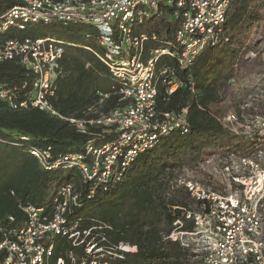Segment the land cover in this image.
I'll return each mask as SVG.
<instances>
[{
    "label": "trees",
    "instance_id": "1",
    "mask_svg": "<svg viewBox=\"0 0 264 264\" xmlns=\"http://www.w3.org/2000/svg\"><path fill=\"white\" fill-rule=\"evenodd\" d=\"M23 1L0 0V40L48 37L64 47L52 98L62 117L36 107L13 109L0 99V244L9 231L27 224L23 205L33 204L43 208L44 213H52L60 189L71 183L79 199L67 219L84 226H104L106 245H136L138 251L127 253L123 262L193 264L189 252L168 238L174 222L186 220L184 208L195 204L182 183L192 178L187 171L204 175L199 163L205 156L215 155L214 150L226 156L263 149L264 137L239 135L222 118L230 108L241 114L246 95H237L232 85L238 75H243L239 71L251 73L262 64L264 0H231L225 21L215 34L217 41L206 44L191 63H181L167 54L155 60L158 111L178 114L186 109L187 121L172 130H157L156 138L141 148L129 165L122 167L119 157L113 164V175L96 182L85 179L64 157L80 153L91 164L95 156L88 153L87 147L96 149L110 144L120 132L115 125L88 120H99L132 101L122 98V80L100 58L105 52L98 42L99 30L93 24L58 18L27 22L13 18V23L5 28L7 13ZM174 11L175 7L160 0L159 11L134 26L135 32L148 36L142 60L147 61L157 48L176 49L179 20ZM250 53L257 56L252 59ZM35 79L33 71L17 60L0 61V83L20 94L28 92ZM168 79L179 83L171 94ZM23 96L18 95L19 99ZM63 117L85 119L86 131H79ZM36 148L49 150L46 165L32 153ZM200 181L215 186L210 175ZM86 212L93 215L84 217ZM53 243L56 257L73 247L67 235L56 234ZM6 257V249L0 248V262Z\"/></svg>",
    "mask_w": 264,
    "mask_h": 264
},
{
    "label": "built area",
    "instance_id": "2",
    "mask_svg": "<svg viewBox=\"0 0 264 264\" xmlns=\"http://www.w3.org/2000/svg\"><path fill=\"white\" fill-rule=\"evenodd\" d=\"M162 1L175 7L174 16L179 20L176 49H154L147 61L142 56L148 36L135 32L134 26L158 12L160 0H24L7 13L9 20L5 28L13 23V18L26 22L58 18L91 23L99 30L98 42L105 52L100 58L122 80L119 89L122 98L132 102L99 120H88L115 125L120 132L110 144L96 149L87 147L88 153L95 156L91 164L80 153L64 157L85 179L107 180L113 175V164L119 157L121 166L126 167L141 148L156 138L157 130H172L187 121L186 109L178 114L158 111L155 60L167 54L181 63H191L206 44L217 41L215 34L225 21L231 0ZM152 38L156 39V35ZM63 52L64 47L48 37L0 40V61L17 60L36 75L32 88L22 94L0 83V99L13 109L36 107L62 117L52 98L56 94L58 61ZM167 82L171 94L179 83L172 79ZM18 95L24 96L19 99ZM63 118L79 131H86L85 119ZM239 118L237 113H230L222 122L230 127L228 124L238 123ZM254 126L264 131V117L255 115ZM32 153L43 165L47 164L48 149L36 148ZM209 174L217 179L215 186L192 178L182 181L195 204L184 208L186 220H176L168 238L189 252L193 264H264V149L232 154L221 169ZM78 199V193L68 183L54 199L52 213H44L43 208L33 204L23 205L28 222L5 236L0 248L6 249L7 257L0 264H129L122 260L127 253L138 251L136 245H106L104 226H84L67 219ZM56 234L67 235L73 246L59 257L53 243Z\"/></svg>",
    "mask_w": 264,
    "mask_h": 264
},
{
    "label": "rangeland",
    "instance_id": "3",
    "mask_svg": "<svg viewBox=\"0 0 264 264\" xmlns=\"http://www.w3.org/2000/svg\"><path fill=\"white\" fill-rule=\"evenodd\" d=\"M36 27V26H33ZM32 27V28H33ZM40 28V27H37ZM40 30H42L44 33L47 31V28L41 27ZM262 49H264V42L261 44ZM263 53V51H262ZM257 56V53H250V58H255ZM262 64L261 66L254 68L251 73H248L247 71L241 69L239 71L240 74H243L242 76L237 77V81H232V85L235 89V92L237 95H246L243 98V106H241V114L240 118L238 119V123L228 124L230 129L234 131L235 133H238L239 135L245 136V135H257L261 138L264 137V131H260L257 127H253V117L255 115H260L261 117H264V54H262ZM238 78L240 80H238ZM230 113H238L236 112L235 108H230L226 112V114L223 117H227ZM223 119V118H222ZM228 120V118H226ZM264 141V140H263ZM258 143V142H255ZM263 149H264V142H263ZM215 155L205 156L202 161L199 163L200 170L205 172L204 175L198 173L199 169H197V173H194L191 170L187 171V175L189 177H192V179H196L198 181L201 180L204 176H209V172L212 173L215 171V169L219 170L222 168L223 165H225L226 160L230 155L221 156L218 155V151L214 150ZM253 153V152H250ZM234 155H241L237 153H233ZM223 161V162H222ZM211 176V181L213 183L216 182L217 179H214ZM217 183V182H216ZM93 215V213H83L84 217H90ZM86 221L83 222V224Z\"/></svg>",
    "mask_w": 264,
    "mask_h": 264
}]
</instances>
